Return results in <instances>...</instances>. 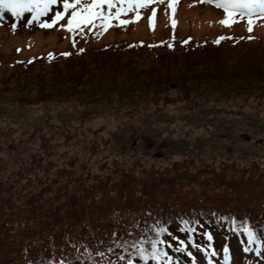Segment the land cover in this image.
<instances>
[{"label":"trees","instance_id":"trees-1","mask_svg":"<svg viewBox=\"0 0 264 264\" xmlns=\"http://www.w3.org/2000/svg\"><path fill=\"white\" fill-rule=\"evenodd\" d=\"M70 14L71 9L51 28L40 27L51 21L42 16L28 24L30 12L13 18L5 11L3 16L9 23L52 30ZM126 14L131 16L124 12L120 17ZM139 20L134 16L130 22ZM90 27L78 33L82 43L74 48L0 60V100L5 95L7 101L26 105L73 100L115 111L164 99L161 95L175 84L188 104L194 103L192 94H199L200 101L214 96L246 102L252 97L264 105L261 40L219 34L99 41L108 28ZM219 37L225 39L217 43ZM65 52L69 55H61ZM34 125L20 136L34 138L40 131L39 123ZM200 162L193 169L173 162V171L143 168L139 174L116 167V177L81 175L61 165L52 179L29 174L31 163L14 178L0 180V264H60L62 259L65 264H128L129 258L134 264H156L150 258L142 261L137 250L143 241L150 253V242L157 238L166 241L158 245L167 253L160 264L168 257L170 264H194L196 259L214 264L223 260L225 247H239L243 259L258 254L264 248V179L230 175L229 163L215 168ZM245 227L256 240L249 242ZM158 228L166 229L159 237ZM179 240L186 242V251L176 250Z\"/></svg>","mask_w":264,"mask_h":264},{"label":"rangeland","instance_id":"rangeland-1","mask_svg":"<svg viewBox=\"0 0 264 264\" xmlns=\"http://www.w3.org/2000/svg\"><path fill=\"white\" fill-rule=\"evenodd\" d=\"M114 2L118 4L119 0ZM145 2L146 7L129 10L126 13L131 16L119 18L129 23L120 24L118 19H113L98 40L147 42L231 34L264 42L262 17L254 20L249 32L247 20L222 25L219 23L225 18L222 10L195 0H172L174 9L168 8L167 0ZM153 8L156 9L154 26L149 27ZM62 9V5H54L48 16ZM137 12L143 20L131 24ZM170 18L176 21L175 27ZM5 21L0 24L3 63L50 50L71 49L82 43L78 35L81 30L69 33L60 27L67 19L52 30L28 28L23 24L21 28L11 29L7 18ZM174 85L161 95L164 99L115 111L99 105L80 106L73 100L26 105L7 101L6 95L1 97L0 180L4 181L6 176L14 178L16 171H23L33 162L29 174L35 172L52 179L61 165L67 169L73 167L81 175L116 177L113 171L116 167L139 174L143 168L173 171V162L180 163L175 164L178 168L193 169L201 165V160L205 166L210 164L215 168L229 163L233 169L230 175H259L264 179V105L252 97L246 102L243 97L225 101L214 96L200 101L199 94H192L190 100L194 103L188 104ZM38 123L40 131L34 138L20 136Z\"/></svg>","mask_w":264,"mask_h":264},{"label":"snow or ice","instance_id":"snow-or-ice-1","mask_svg":"<svg viewBox=\"0 0 264 264\" xmlns=\"http://www.w3.org/2000/svg\"><path fill=\"white\" fill-rule=\"evenodd\" d=\"M147 2H151V0H147ZM207 2H212L217 8H222L224 10L225 18L219 21V23L225 26H230L233 22H236V17L239 16L240 18L247 19V30L251 32L254 20L257 17H264V0H207ZM58 3L62 4L63 11H55L54 15L51 17V21H42L40 27H53L58 21L64 19L65 13L71 9V14L67 16V23L60 25L61 28L69 33H74L76 30L82 31V25H91L89 31H92L95 28H103L106 30L111 26L110 22L113 19H118L120 24L129 23L128 20L119 19L121 13L147 6L145 0H119L118 4L115 3L114 0H91L90 3L82 2V0H0V19H3L5 11L10 13L13 18H19L24 12H30L31 19L28 20V24H31L34 20H37L39 17L48 13L52 6L57 5ZM105 6L107 7V11H105ZM113 8L116 9L115 12L112 11ZM168 8H175L172 0H169ZM152 13L153 15L149 17V27L154 26L155 8L152 9ZM136 19H139L138 12ZM171 24L175 27L176 21L171 19ZM12 27L15 29L17 25L13 23ZM220 39H225V37H219L216 42L218 43ZM249 39H251V37H249ZM81 51H83V49H81ZM51 55L52 53H49V56ZM61 55L67 56L69 53L65 52L61 53ZM156 231L157 236L159 237L160 233L165 232L166 229L158 228ZM244 234L248 236L249 242L257 239L255 233L248 227L244 228ZM173 239H175V237H173ZM209 239H211V237H209ZM139 243L141 246L137 251L142 261H146L150 258L152 261H155L156 264H160L161 260L164 257H167V253L158 247L160 244H165V240L159 238L152 240L150 242V253L145 252L143 241H140ZM185 243L184 240H179L176 250L186 251ZM132 247L135 248L136 245L133 244ZM167 247H172V245L167 244ZM109 251H111V249H109ZM224 252L225 254L228 252L226 247L224 248ZM98 254L101 256L103 255V253ZM212 254L215 255V251H213ZM188 255L191 256L192 253L189 252ZM120 258L124 259L123 256ZM225 258L227 259V256ZM170 260L171 258L168 257L167 260H164V264H170ZM48 264H51V261H49ZM60 264H65V261L62 259ZM128 264H134L131 258L128 259Z\"/></svg>","mask_w":264,"mask_h":264}]
</instances>
